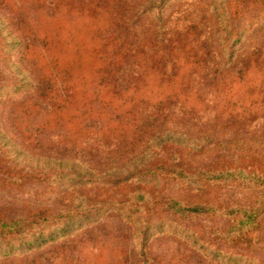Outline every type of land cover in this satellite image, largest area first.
I'll return each instance as SVG.
<instances>
[{
	"label": "rangeland",
	"instance_id": "obj_1",
	"mask_svg": "<svg viewBox=\"0 0 264 264\" xmlns=\"http://www.w3.org/2000/svg\"><path fill=\"white\" fill-rule=\"evenodd\" d=\"M221 1L0 0V212L41 215L0 264H264V208L252 223L241 218L260 207L261 189L204 173L240 161L264 170V88L208 80L189 102L135 108L99 98L97 78L81 70L95 64V35L123 30V15L146 43L161 27L191 43L197 35L183 34L194 28L215 47L212 69L242 66L247 52L264 59V0L224 16ZM226 16L244 33L233 63ZM45 33L63 51L50 78L26 50ZM19 78L26 89L10 86ZM66 80L82 86L78 102L52 105Z\"/></svg>",
	"mask_w": 264,
	"mask_h": 264
},
{
	"label": "trees",
	"instance_id": "obj_2",
	"mask_svg": "<svg viewBox=\"0 0 264 264\" xmlns=\"http://www.w3.org/2000/svg\"><path fill=\"white\" fill-rule=\"evenodd\" d=\"M254 0H222L216 5V10L221 9L224 16L226 6L242 7ZM97 9L101 5L96 6ZM129 9V8H126ZM118 17L121 31H108L98 39H93L92 51L95 53V64L82 68V73H92L97 78L99 84L97 96L104 101L116 102L115 100L125 99L128 106L143 108L148 105H156L160 110H168L176 106L175 102H189L191 96H195L206 86V82L211 80V85L217 88L249 90L252 88H264V59L257 52H247L242 66L234 62L235 54L238 49L235 47L243 37V31L235 30L231 20L225 19V27L222 31L223 42L227 41L231 45L223 46L228 61L233 63L227 68L226 63L222 68L220 66L212 69L209 62L214 59L215 47L207 45L206 41H200V32L194 28L188 29L183 35H197V39L191 43L180 44L178 39L173 36L179 35V32H166L164 27L156 28L151 33L150 43L144 40L136 39L138 36L133 31L134 23L130 17ZM192 31V32H190ZM167 35H171L168 38ZM58 36L51 33H45L41 37V45H32L27 50L28 53L40 56L39 62L42 65L43 76L50 78L54 75L55 69L60 65V59L63 51L60 48ZM231 47V48H230ZM243 49V46L238 47ZM229 50V51H228ZM255 56V57H254ZM100 60V61H99ZM246 61V62H245ZM254 64L251 66L250 64ZM20 74L23 71L20 70ZM27 77V75L24 74ZM24 78V77H23ZM23 78H19L18 83H13L12 87L16 89H26L28 85L24 84ZM23 80V81H22ZM259 81V82H257ZM82 86L74 82L61 84L50 98L52 105L64 107L75 104L77 95ZM194 102H196L194 100ZM60 107V108H61ZM222 164L214 166L204 172L210 178L233 177L248 181L254 187L260 188L261 205L256 209L246 210L241 214L242 223H252L261 209L264 208V170L255 165L239 163ZM261 166V165H259ZM183 174L185 173L182 171ZM183 176V175H181ZM260 209V211L258 210ZM179 211H193L194 208L180 207ZM37 218L29 215L28 218L19 217L7 219L0 212V253H6L13 249L11 238L27 232L26 227L35 228L39 224Z\"/></svg>",
	"mask_w": 264,
	"mask_h": 264
}]
</instances>
